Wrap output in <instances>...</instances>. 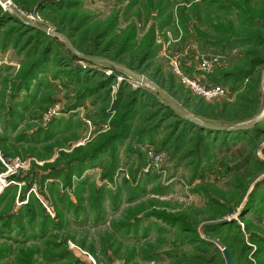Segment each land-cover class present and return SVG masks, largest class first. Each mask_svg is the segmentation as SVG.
<instances>
[{
    "label": "rangeland",
    "instance_id": "1",
    "mask_svg": "<svg viewBox=\"0 0 264 264\" xmlns=\"http://www.w3.org/2000/svg\"><path fill=\"white\" fill-rule=\"evenodd\" d=\"M40 3L0 4L41 31L0 24V264H225L222 246L234 264H264V131L248 130L264 117L263 66L214 80L244 52L264 57L252 41L214 47L247 36L244 16L264 17V0ZM64 37L130 65L200 121L259 119L228 139L192 127L153 87L77 58ZM180 74L224 93L202 97ZM257 77L260 96L238 101Z\"/></svg>",
    "mask_w": 264,
    "mask_h": 264
},
{
    "label": "trees",
    "instance_id": "2",
    "mask_svg": "<svg viewBox=\"0 0 264 264\" xmlns=\"http://www.w3.org/2000/svg\"><path fill=\"white\" fill-rule=\"evenodd\" d=\"M39 1L42 2V0H34L33 2H31L29 4H35V5L39 4L38 8H41L42 3H40ZM12 2L15 3L16 5H21V6H24L26 8H30L29 4H24L22 0H12ZM241 17H243V16H240L239 18H241ZM244 17L248 18L246 23L252 30L249 31V32H246L247 36H242V38H239V39L238 38H233L232 40H228L227 39L226 41L223 42V44H217V46L213 45L218 52L224 53L226 50L227 51L228 50L231 51L232 50L231 48H233V46L235 44H241V43L243 44V43H247L248 41H252L251 43H252L253 49H255V48L260 49L261 55H264V54H262V53H264V42H262V38H264V36H263L264 34L260 30H256V29H262L261 27H259L257 25H260L262 23L264 25V17H260L258 19H254L253 16H251L250 14L248 16H244ZM5 20H14L17 23H20V25L24 24L23 22L18 20L16 17H14V15L10 11L2 9L1 6H0V24L2 22H4ZM24 25H25V27L27 29H30V30L35 31V32H41L39 29L34 28V27H32V26H30L28 24H24ZM243 45H245V44H243ZM243 55H244V60L240 64H237V65H235V63H234L233 67L231 68L232 71H230L228 69H224L223 72H220V76H219L220 78L218 76H216L214 78V80H216V81H220V80L230 81V79H231L232 82L239 81L242 78H248V77L253 76L256 67L258 65H262V66L264 65V57L256 56L255 54H253V52L251 53V51L244 52L242 54V58H243ZM258 55H260V54H258ZM247 57H249V58L246 61ZM242 58H240V59H242ZM240 59H238V60H240ZM113 60H115V59H113ZM117 62H119V61H117ZM119 63L124 65V66H126V67H128V68H132L130 65H126V64H124L122 62H119ZM134 70L137 71L136 69H134ZM258 81H260V77H257L256 80L252 81V83H251L252 85H249L247 87L248 90L245 93V95H249L248 98L246 96H239L238 97V99H239L238 101H242V100H244V101H253L254 97H256V98L259 97L261 92L259 90L260 89V83H258ZM139 92H140V90H139ZM250 95H252L253 97L250 96ZM162 105L164 106L163 107V111L165 113H168L169 115L170 114L173 115V113H175V108H173V106H171L167 101L164 102ZM230 106L231 107H235L236 105L233 104V105H230ZM194 110L196 112H193V113L196 116L200 115L199 112H200L201 109H199V107L194 108ZM257 110L253 109V111H250V112L246 110L247 116L245 117V119L253 118L258 113ZM203 115H207V114L204 113ZM184 119L185 120H182V122H185V123L191 125L192 127H198L200 129H204L205 128L207 131H209L210 133L213 132L214 134L216 132L224 133V135H225L224 137H226L227 139H228V135L227 134L232 133L229 130H217V129L206 128V127L200 126L199 124H197L196 122H194L193 120H191L189 118H184ZM263 121H264V117L258 123H256L255 125L251 126L250 129H248V130H252L253 132H256V133L263 132L264 130H261V129L264 128L262 126ZM220 122L221 123H232L234 121L230 122V121H226V120H221ZM123 130H125V126H123ZM243 130L244 131H248L245 128ZM235 139H233V141ZM228 223H230V222H228ZM220 225H223V224H217L215 226H220Z\"/></svg>",
    "mask_w": 264,
    "mask_h": 264
},
{
    "label": "water",
    "instance_id": "3",
    "mask_svg": "<svg viewBox=\"0 0 264 264\" xmlns=\"http://www.w3.org/2000/svg\"><path fill=\"white\" fill-rule=\"evenodd\" d=\"M0 4L1 5H6V4H9L10 5V0H0ZM11 8V11L12 13L17 17V18H20L22 19V17L18 14V12L13 9L12 7ZM68 47L70 48V50L74 53V55L79 58V59H82V60H85V61H91V62H96V63H100V64H107L109 65L110 67L116 69V70H119V71H122L124 74H127L128 76L136 79L138 82L140 83H146L148 85H150L151 87H153L156 92H158L161 96H163L174 108L178 109L180 112H182L184 115H186L187 117L193 119L197 124H199L200 126H203V127H206V128H211V129H217V130H233V129H238V128H242V127H245L246 125H252L254 122H256L259 118H257V120L249 123V124H242V125H237V126H226V125H220V124H213V123H208V122H203V121H200L194 117H192L190 114H188L184 109H182L181 107L177 106L174 101L172 100V98L167 95L161 88H159L158 86L152 84L149 80H147L142 74H139L135 71H133L132 69L130 68H127L121 64H118V63H115L109 59H106V58H97V57H89V56H86V55H82L78 50H76L74 48V46L69 42V40L64 37ZM262 74H264V65H263V69H262ZM263 86H264V80H263ZM228 219H222V220H219L217 222H215L216 224H220V223H226ZM212 241L216 242V239L214 238H211ZM221 252H222V256H223V259H224V262L225 264H234V261L233 259L231 258L228 250L226 247H221Z\"/></svg>",
    "mask_w": 264,
    "mask_h": 264
},
{
    "label": "built area",
    "instance_id": "4",
    "mask_svg": "<svg viewBox=\"0 0 264 264\" xmlns=\"http://www.w3.org/2000/svg\"><path fill=\"white\" fill-rule=\"evenodd\" d=\"M202 57L203 58H201L200 61V68L203 71L208 72L217 61V56L215 55L210 56L209 54H207V55H202ZM172 66L174 71L179 72L178 64L176 60H173ZM180 75L182 80L187 85H189L190 89L202 97L210 98V97L218 96L221 93H224V88L221 85H217V84L208 85L205 80H203V82L197 83L195 80H192V78H189L186 75H182V74Z\"/></svg>",
    "mask_w": 264,
    "mask_h": 264
}]
</instances>
